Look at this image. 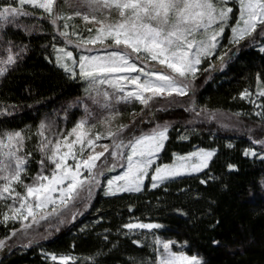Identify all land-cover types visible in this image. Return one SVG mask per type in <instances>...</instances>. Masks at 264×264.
I'll list each match as a JSON object with an SVG mask.
<instances>
[{
    "label": "snow or ice",
    "instance_id": "snow-or-ice-1",
    "mask_svg": "<svg viewBox=\"0 0 264 264\" xmlns=\"http://www.w3.org/2000/svg\"><path fill=\"white\" fill-rule=\"evenodd\" d=\"M33 38L45 40L44 59L82 92L59 111L19 128L7 123L17 106H0V227L5 230L0 250L38 246L88 209L96 190L105 196L167 192L168 184L183 177L202 174L199 183L205 186L219 179L211 168L217 148L193 145L165 159L171 131L184 142L196 131L181 132L172 121L159 119L158 113L177 104L191 115L189 124L229 128L234 119L243 124L242 116L256 117L245 127L250 144L259 147L244 148L242 155L264 163V65L254 86L238 94L252 105L250 114L228 115L196 98L200 76L223 71L241 51L264 58V0H0V79L23 62ZM226 171L238 172V165L229 162ZM258 183L264 191V177ZM213 204L209 201L206 215ZM174 211L188 215L182 208ZM138 230L144 240L133 238L132 244L151 253L131 256L127 264H205L199 254H188L187 240L164 237L167 228L159 222L129 221L117 232L127 237ZM104 231L108 241L111 230ZM104 255L103 248L84 257L41 251L44 264H101Z\"/></svg>",
    "mask_w": 264,
    "mask_h": 264
},
{
    "label": "trees",
    "instance_id": "trees-1",
    "mask_svg": "<svg viewBox=\"0 0 264 264\" xmlns=\"http://www.w3.org/2000/svg\"><path fill=\"white\" fill-rule=\"evenodd\" d=\"M43 43L44 39L33 38L31 51L23 62L6 79H0V106L4 103L17 106L14 115L7 118L11 127L34 125L46 113L59 111L82 92L80 84L66 80L44 59L40 47ZM261 65H264V58L259 53L251 49L241 51L223 71H210V74L200 76L197 101L229 114L238 111L250 114L252 105L241 100L238 94L249 85L254 86V75ZM157 115L160 120L172 121L174 128L181 132L184 128L196 129L188 142L178 141V133L171 131L165 159L171 152L190 151L193 145L217 148L218 155L211 168L212 175L219 179L209 181L205 186L199 183L204 178L202 174L183 177L168 184L167 192L159 188L139 194L105 196L99 190L93 195L91 206L75 221L64 224L59 232H54L38 246L0 251V264H44L42 250L72 252L84 257L99 248L105 250V255L99 258L101 264H127L131 256L151 253L149 248L131 242L133 238L144 240L140 230L127 237L117 232L123 223L129 221L165 225L164 237L177 242L187 240L188 254H199L205 264H264V191L258 183L264 177V163L242 155L244 148L259 147L250 144L246 127L239 133L221 130L210 123L189 124L190 115L182 107H171ZM255 119L249 115L240 118L244 126L251 125ZM229 143L232 148L226 146ZM229 162L237 164L239 171L227 173L226 164ZM31 170H36L35 163ZM182 188L187 191L180 192ZM249 189L253 192L251 196ZM197 193L199 199L194 198ZM211 200L215 204L211 205V214L206 215ZM129 205L132 206L131 212ZM175 208H182L188 215H179ZM216 220L220 223L215 228L210 227ZM105 229L111 230L107 233L108 241L103 239ZM0 233V236L4 235L3 227H0ZM214 239L219 241L218 245L211 243Z\"/></svg>",
    "mask_w": 264,
    "mask_h": 264
},
{
    "label": "rangeland",
    "instance_id": "rangeland-1",
    "mask_svg": "<svg viewBox=\"0 0 264 264\" xmlns=\"http://www.w3.org/2000/svg\"><path fill=\"white\" fill-rule=\"evenodd\" d=\"M223 43L224 44H227V40L225 39L224 41H223ZM223 50V49H222ZM206 66V65H205ZM179 99H181V100H184L185 98H179ZM134 107H136L137 109H139V105H135ZM175 107H182L183 108V106H181L180 104H177V105H174V106H172V108H175ZM222 112V111H221ZM222 113H226V112H222ZM189 114V113H188ZM226 114H228V115H231V114H229V113H226ZM190 115V114H189ZM44 117V116H43ZM42 117V118H43ZM41 118V119H42ZM121 119L123 120V122H128V116L127 115H124L123 117H121ZM192 119V117H191V115H190V119L189 120H191ZM232 124H234L235 126L234 127H229V128H223V127H220L217 123H215V122H212V123H210V124H213L216 128H219V129H221V130H227V131H232V132H241V130H243V129H245L244 127V124H237L236 123V121H235V119L231 122ZM197 124H200V123H197ZM204 124H209V123H204ZM113 174H115V173H113ZM97 191H99V190H96L94 193H93V195L97 192ZM100 191H102V190H100ZM103 192V191H102ZM84 211V210H83ZM78 217H80V215L78 216ZM71 222H73L72 220H68V222L67 223H65V224H68V223H71ZM145 223H147V222H145ZM63 226V225H62ZM61 226V227H62ZM41 231H43V229H41ZM147 231V230H146ZM0 235H1V233H0ZM51 236V235H50ZM50 236L48 237V238H50ZM47 238V239H48ZM46 240V239H45ZM41 241H43V240H40L39 242H41ZM1 252L2 251H6V250H0Z\"/></svg>",
    "mask_w": 264,
    "mask_h": 264
}]
</instances>
